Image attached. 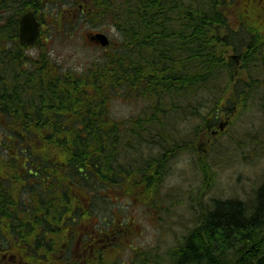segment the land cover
<instances>
[{"label": "trees", "instance_id": "1", "mask_svg": "<svg viewBox=\"0 0 264 264\" xmlns=\"http://www.w3.org/2000/svg\"><path fill=\"white\" fill-rule=\"evenodd\" d=\"M17 1H26L14 4L18 12L28 5L40 12L46 4ZM91 6L93 20L114 26L120 35L103 60L94 59L82 70H63L44 48L37 55L11 50L8 59L0 52L4 245L9 240L20 246L34 264H264V184L255 201L214 199L179 238V250H168L169 258L133 246L119 249L130 226L117 232L122 243H83L81 255L73 254V244L81 235L87 240L98 218L108 227L122 217L117 208L109 215L106 203L141 193L131 198L142 205L140 199L156 192L154 176L164 178L169 154L179 145L189 142L198 150V136L212 134L223 113L235 106L240 110L248 101L257 100V110L264 113V0H93ZM14 14L6 36L16 33ZM125 93L146 101L136 119L113 112L111 104ZM160 124H165L162 129ZM153 146L157 154L147 156L146 148ZM149 196L146 206L156 204ZM253 206L254 212L248 209Z\"/></svg>", "mask_w": 264, "mask_h": 264}, {"label": "rangeland", "instance_id": "2", "mask_svg": "<svg viewBox=\"0 0 264 264\" xmlns=\"http://www.w3.org/2000/svg\"><path fill=\"white\" fill-rule=\"evenodd\" d=\"M68 5L62 3L58 6H51L50 10L53 15L48 16L51 17L50 20H58L59 16H62L61 10L64 7L68 8ZM64 14L68 15V12ZM93 19L94 16L91 14L90 17L85 18L88 20L87 23L64 19L61 24L64 29L62 32H56L58 29H62L57 28L56 25L53 26L54 23L49 24L53 35L47 41L50 52L44 46L43 48L50 55L49 58L52 62L60 63L63 70L68 68L82 70L94 59L103 60L106 51L110 53L114 51V46L120 38L116 28L103 22L97 23ZM67 28L70 33L65 34ZM91 31L107 33L113 41L112 46L106 49V47L100 48L91 45L87 40V34ZM39 52L38 50V54ZM228 96L227 93L224 96L225 99L222 97L224 103H227ZM145 102L143 99L131 100L125 93L114 100L111 106L117 117L136 119V116L143 111V106H146ZM257 105L258 101L255 100L252 104L248 101L246 107H242L240 110L235 106L231 113L226 114L224 121L227 120L228 114L230 118L227 120L228 123L225 122L226 125L222 131L214 134L212 139L208 138L209 134L198 136V142L195 139L194 142L198 145V150L194 147L190 148L189 142L179 145L175 149V154L173 152L169 154L164 168L166 172L164 180L157 179L156 176L154 185L158 189L156 192H149L147 197L140 199L143 201L142 205L132 204L130 201L133 200L132 198L139 199L141 193H136V196H132L130 193V200L119 196L118 200L106 203L109 215H113L112 209L117 208L125 220H129L132 216L135 217L138 225L137 232L136 228L134 230L130 226L129 237L125 238L119 249L128 251L133 246L158 251L164 259L165 254L168 257L170 248L178 247L177 250H179L181 246L179 238H182L196 224L195 216L198 213L202 214L204 210L211 209L214 199L216 201L219 199L220 201L228 199L255 201L258 189L264 184V113L262 117L257 110ZM232 106L234 105L231 103L229 107L232 108ZM169 113L174 115V112ZM199 122L194 121L192 125ZM124 126L126 127L127 123ZM179 126L181 129L184 128L183 123ZM214 130H218V127H215ZM192 136L194 137L193 134ZM188 147L189 149H187ZM145 152L147 156L151 153V155L156 154V148L155 146L147 147ZM130 153L132 154V152ZM181 157H187L188 164L186 167L177 168L176 165ZM206 173H208L207 177L204 176ZM149 195L153 197L151 198L156 204L146 206L150 198ZM157 204L159 205L156 206ZM254 208L255 206L253 209L248 207L253 212ZM100 220L103 222V218ZM98 224L99 218L96 225ZM122 253L124 257L127 256L126 252Z\"/></svg>", "mask_w": 264, "mask_h": 264}, {"label": "flooded vegetation", "instance_id": "3", "mask_svg": "<svg viewBox=\"0 0 264 264\" xmlns=\"http://www.w3.org/2000/svg\"><path fill=\"white\" fill-rule=\"evenodd\" d=\"M19 3H26V1H17V0H0V52L6 54L5 57L8 59V57L11 55V50L14 52H22L25 53L26 49H33L35 47H39L41 45L45 46L47 38L43 37L44 28L46 25L42 23L40 37L37 40L35 44H26L20 40L19 37V19L21 15L25 12V10H34L31 5L24 6L22 11H17L14 4ZM36 3H71V0H44L42 2L41 0H36ZM17 14H14L16 17L15 22V31L16 33L6 36L3 31L8 27L9 24V16L10 14H13L14 11ZM88 41L89 38H88ZM91 45H96L99 47V45L96 42L90 41ZM32 45V46H31ZM31 47V48H29ZM5 115H0V117H4ZM132 226L134 229L136 227V218L130 217L129 220H125L124 217H119L117 222L110 225L109 230L105 231L103 233H92L90 234V240L88 242V246H93L94 242H103L105 240L113 239L116 240L118 237L117 232L121 231L123 232L125 228ZM123 240L120 237V243H122ZM9 243V242H8ZM81 246V245H80ZM21 251V249H20ZM19 250H15L13 246H5L3 241L0 242V264H34V262H31L27 259V255L21 254Z\"/></svg>", "mask_w": 264, "mask_h": 264}, {"label": "bare ground", "instance_id": "4", "mask_svg": "<svg viewBox=\"0 0 264 264\" xmlns=\"http://www.w3.org/2000/svg\"><path fill=\"white\" fill-rule=\"evenodd\" d=\"M133 36V35H132ZM134 37V36H133ZM133 40V39H132ZM213 41V40H212ZM218 41V40H217ZM132 42V41H131ZM134 42V41H133ZM220 42V41H219ZM110 42L107 44V47H109L110 46ZM111 46H112V44H111ZM106 47V48H107ZM127 47V46H126ZM262 47V46H261ZM43 48V45H41V47H40V49H39V51L41 50ZM256 51V50H255ZM254 51V52H255ZM222 52V51H221ZM37 54H38V51H37ZM187 54V53H186ZM233 54V53H232ZM229 56V55H228ZM233 56V55H232ZM236 56V55H235ZM230 57V56H229ZM179 58V57H178ZM237 59V58H236ZM240 59V58H239ZM136 60V59H135ZM227 60V59H226ZM231 60V59H230ZM235 60V59H234ZM233 60V61H234ZM219 61V60H218ZM232 61V62H233ZM138 63V62H137ZM195 63V62H194ZM228 64H230V63H228ZM46 66H47V64H46ZM237 66H238V64H237ZM235 67V66H234ZM249 69V68H248ZM70 70V69H69ZM196 71V70H195ZM31 73V72H30ZM5 74V73H4ZM33 74V73H32ZM205 74V73H204ZM242 75V74H241ZM1 76V78H2V76H3V74L2 75H0ZM26 76V75H25ZM211 76V75H210ZM259 78V77H258ZM36 79V78H35ZM247 81V80H246ZM213 83V82H212ZM28 85V84H27ZM67 85V84H66ZM209 85V84H208ZM70 86V85H69ZM128 86V85H127ZM202 87V86H201ZM208 89V88H207ZM205 90V89H204ZM211 93V92H210ZM192 94V93H191ZM194 94V93H193ZM208 96H210V95H208ZM196 98H199V97H196ZM193 99H195V98H193ZM200 99V98H199ZM198 101V100H197ZM211 101V100H210ZM199 102V101H198ZM196 103V102H195ZM212 103V102H211ZM206 104V103H205ZM261 104V103H260ZM200 105V104H199ZM207 105H211L212 106V104H207ZM219 105V104H218ZM264 105V104H263ZM179 106H180V104H179ZM193 106V105H192ZM176 107H178V106H176ZM176 107H175V109H176ZM217 107H219V106H217ZM212 108V107H211ZM225 108V107H224ZM257 108H259V107H257ZM218 109V108H217ZM181 110V109H180ZM180 110H178V111H180ZM182 110H184V109H182ZM262 110V109H261ZM208 111V110H207ZM219 111V110H218ZM221 111V110H220ZM175 112V111H174ZM176 112H177V110H176ZM212 112V111H211ZM215 112H216V110H215ZM163 113V112H162ZM167 113V112H166ZM219 113V112H218ZM225 113H226V110H225ZM231 113V112H230ZM262 113V112H261ZM153 114V113H152ZM178 114V113H177ZM206 114V113H205ZM158 115V114H157ZM160 115V114H159ZM203 115V114H202ZM215 115V114H214ZM220 115V113L218 114V116ZM167 116V115H166ZM175 117H176V115H174ZM198 116V115H197ZM156 117V116H155ZM170 117V116H169ZM226 117V115L223 113V115H221V118L219 119L220 120V122H219V125L217 126V125H215V126H217L218 127V130H214L213 131V134H218L220 131H222L223 129H224V127H225V122H227V120H229V114H228V118H227V120H225L224 121V118ZM117 118V117H116ZM140 118H141V116H140ZM163 118V117H162ZM215 118V117H214ZM217 118V117H216ZM147 119H149V116H148V118ZM166 119V118H165ZM124 120V119H123ZM153 120V119H152ZM151 120V121H152ZM154 120H156V119H154ZM158 120V119H157ZM164 120V119H163ZM173 120V119H172ZM202 120H203V118H202ZM150 121V122H151ZM161 121V120H160ZM169 121H170V119H169ZM217 120L215 119V122H216ZM149 122V123H150ZM188 122V121H187ZM204 122V121H203ZM210 122H212V121H210ZM237 122V121H236ZM157 123V122H156ZM160 122H158V124H159ZM228 123V122H227ZM134 124V123H133ZM154 124V123H153ZM150 125V126H153V128L155 127L154 125H156V127H157V124H154V125ZM210 124V123H209ZM141 125V124H140ZM165 125V124H164ZM164 125H161L160 124V127H161V129H162V126H164ZM201 125V124H200ZM204 125V124H203ZM214 125V124H213ZM159 126V125H158ZM168 126V125H167ZM207 126V125H206ZM149 127V126H148ZM213 127V126H212ZM166 128V127H165ZM213 128H215V127H213ZM169 129L171 130V128L169 127ZM149 129H147V131H148ZM160 130V129H159ZM166 130V129H165ZM169 130V131H170ZM154 131V130H153ZM156 131H158V129L156 130ZM186 131V130H185ZM114 132V131H113ZM118 132V131H117ZM150 132V131H149ZM148 132V133H149ZM171 132V131H170ZM189 132H190V130H189ZM147 133V132H146ZM167 133V132H166ZM196 133H197V130H196ZM203 133V132H202ZM208 133V132H207ZM152 134V133H151ZM156 134V133H155ZM164 135H167V134H164ZM175 135H176V133H175ZM175 135H173V136H175ZM182 135H184V134H182ZM189 135V134H188ZM145 136V135H144ZM170 136V135H169ZM261 136V135H260ZM160 137H161V135H160ZM162 137H164V136H162ZM184 137V136H183ZM186 137V136H185ZM170 139L172 138V137H169ZM264 138V137H263ZM154 139H155V136H154ZM158 139V138H157ZM162 139V138H161ZM167 139V138H166ZM139 140H141V139H139ZM138 140V141H139ZM169 140V139H168ZM180 140V139H179ZM183 140V139H182ZM190 140V139H189ZM157 141H159V140H157ZM170 141H172V139L170 140ZM170 141L168 142V143H170ZM91 142V141H90ZM144 142V141H143ZM163 142V141H162ZM166 142V141H165ZM172 143V142H171ZM176 143V142H175ZM174 143V144H175ZM228 143V142H227ZM154 144V143H153ZM165 144V143H164ZM179 144V143H178ZM194 144H195V142H194ZM136 145V144H135ZM139 145V144H138ZM151 145V144H150ZM176 145H177V143H176ZM132 146V145H131ZM137 146V145H136ZM159 145L157 144V147H158ZM164 146V145H163ZM173 146V145H172ZM195 146V145H194ZM138 147V146H137ZM174 147V146H173ZM177 147V146H176ZM131 148V147H130ZM141 148V147H140ZM172 148V147H171ZM195 148V147H194ZM134 149H135V147H134ZM159 148H157V150H158ZM187 149H189V147L187 148ZM163 150V149H162ZM195 150V149H194ZM132 151H133V147H132ZM164 151V150H163ZM109 152V151H108ZM151 152V151H150ZM175 152V151H174ZM173 152V153H174ZM177 152V151H176ZM180 152H182V151H180ZM195 152V151H194ZM133 153V152H132ZM129 154V153H128ZM131 154V153H130ZM145 154V153H144ZM152 154V153H151ZM157 154V153H156ZM175 154V153H174ZM196 154V153H195ZM147 155V154H146ZM153 155H155V154H153ZM163 155V154H162ZM256 155V154H255ZM133 156V155H132ZM141 156V155H140ZM103 157V156H102ZM137 158H138V156H136ZM170 157H172V156H170ZM122 158V157H121ZM129 158H130V156H129ZM142 158V157H141ZM146 158V157H145ZM148 159H152V157H147ZM163 158H164V156H163ZM196 158V157H195ZM209 158V157H208ZM120 159V158H119ZM139 159H140V157H139ZM154 159V158H153ZM159 159V158H158ZM171 159V158H170ZM129 160V159H128ZM130 160H131V158H130ZM135 161V160H134ZM144 161V160H143ZM149 161V160H148ZM152 161V160H151ZM157 161V160H156ZM168 161V160H167ZM118 162V161H117ZM136 162V161H135ZM139 162V161H138ZM138 162H136L137 163V165H138ZM144 162H142V164H143ZM131 164V163H130ZM140 164V163H139ZM152 164V163H151ZM153 164H154V162H153ZM152 164V165H153ZM162 164H163V162H162ZM213 164V163H212ZM166 165V164H165ZM164 165V166H165ZM203 165V164H202ZM147 166V165H146ZM163 166V165H162ZM109 167V166H108ZM135 167V166H134ZM144 167V166H143ZM152 167V166H151ZM202 167V166H201ZM107 168V167H106ZM168 168V167H167ZM108 169V168H107ZM106 169V170H107ZM113 169H114V167H113ZM127 169V168H126ZM146 169V168H145ZM156 169V168H155ZM170 169V168H169ZM119 170V169H118ZM148 170V169H147ZM111 171H113V170H111ZM117 171V170H116ZM134 171V170H133ZM160 171V170H159ZM205 171V170H204ZM108 173H109V171H107ZM157 172H158V170H157ZM156 172V173H157ZM162 172H163V170H162ZM165 172V171H164ZM201 172V171H200ZM118 173H119V171H118ZM117 173V174H118ZM142 173V172H141ZM166 173V172H165ZM116 174V173H115ZM164 174V173H163ZM108 175V174H107ZM110 175H112V174H110ZM158 175H160V174H158ZM166 175V174H165ZM168 175V174H167ZM109 176V175H108ZM164 176V175H163ZM205 176V175H204ZM109 177H111V176H109ZM116 177V176H115ZM151 177V176H150ZM155 177V181H156V176H154ZM117 178H119V177H117ZM154 179V178H153ZM163 179V178H162ZM162 179H161V181H162ZM110 180V179H109ZM117 180V179H116ZM115 180V181H116ZM164 180V179H163ZM207 180V179H206ZM131 181V180H130ZM159 182V181H158ZM152 183H154V182H152ZM160 183V182H159ZM163 183H164V181H163ZM159 185V184H158ZM150 186V185H149ZM154 186V185H153ZM109 187V186H108ZM157 188V187H156ZM177 189V188H176ZM106 190V189H105ZM160 190V189H159ZM161 192V191H160ZM173 192V191H172ZM157 195V194H156ZM155 195V196H156ZM231 199H229V201H230ZM165 201V200H164ZM219 201H220V199H219ZM228 201V202H229ZM215 202V201H214ZM232 203V202H231ZM230 203V204H231ZM234 203V202H233ZM159 204H157L156 206H158ZM216 205H217V203H216ZM225 205V204H224ZM226 206V205H225ZM110 207V206H109ZM155 207V206H154ZM205 207V206H204ZM208 207V206H207ZM228 207H229V205H228ZM220 208V207H219ZM103 209V208H102ZM101 209V210H102ZM217 209V208H216ZM221 209V208H220ZM235 209V208H234ZM243 209H244V207H243ZM252 209H253V207H252ZM255 209V208H254ZM257 209V208H256ZM98 210V209H97ZM246 210H247V208H246ZM260 210V209H259ZM103 211V210H102ZM207 211H209V210H204L203 211V213L202 214H204L205 212L207 213ZM258 211V210H257ZM263 211V210H262ZM261 211V212H262ZM165 212V211H164ZM171 212V211H170ZM194 212V211H193ZM199 212V211H198ZM219 212H220V210H219ZM248 212V211H247ZM260 212V214H261V216H262V213ZM100 213V212H99ZM106 213V212H105ZM249 213V212H248ZM253 213V212H252ZM255 213H256V210H255ZM264 213V212H263ZM245 214V213H244ZM259 214V213H258ZM100 215V214H99ZM107 215V214H106ZM254 215V214H253ZM264 215V214H263ZM162 217H163V215H161ZM258 216V215H257ZM108 217V216H107ZM246 217H247V214H246ZM255 217V216H254ZM32 218V217H31ZM262 217H260V219H261ZM107 219V218H106ZM264 219V218H263ZM258 220V219H257ZM262 220V219H261ZM259 221V220H258ZM263 221V220H262ZM108 223V222H107ZM263 223V222H262ZM259 224H261L260 223V221H259ZM233 227V226H232ZM122 239V238H121ZM75 242V241H74ZM180 244V243H179ZM249 245V244H248ZM138 248V247H137ZM151 254V253H150ZM143 255V254H142ZM167 255V254H166ZM162 256V255H161ZM235 256V255H234ZM155 257V256H154ZM156 258V257H155ZM159 260V259H158ZM161 260V259H160ZM160 262H162V261H160ZM233 262V261H232ZM169 264H171V263H169ZM175 264V263H174ZM239 264V263H238Z\"/></svg>", "mask_w": 264, "mask_h": 264}, {"label": "water", "instance_id": "5", "mask_svg": "<svg viewBox=\"0 0 264 264\" xmlns=\"http://www.w3.org/2000/svg\"><path fill=\"white\" fill-rule=\"evenodd\" d=\"M21 38L27 42H33L39 33V23L32 13H27L21 20ZM96 39L101 42L102 45L109 43L108 37L103 33H98Z\"/></svg>", "mask_w": 264, "mask_h": 264}, {"label": "clouds", "instance_id": "6", "mask_svg": "<svg viewBox=\"0 0 264 264\" xmlns=\"http://www.w3.org/2000/svg\"><path fill=\"white\" fill-rule=\"evenodd\" d=\"M187 164H188L187 157H181L180 160L178 161L176 167L177 168H183V167H186Z\"/></svg>", "mask_w": 264, "mask_h": 264}]
</instances>
